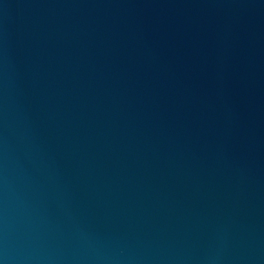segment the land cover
<instances>
[{
  "label": "water",
  "instance_id": "water-1",
  "mask_svg": "<svg viewBox=\"0 0 264 264\" xmlns=\"http://www.w3.org/2000/svg\"><path fill=\"white\" fill-rule=\"evenodd\" d=\"M0 264H264V0H0Z\"/></svg>",
  "mask_w": 264,
  "mask_h": 264
}]
</instances>
